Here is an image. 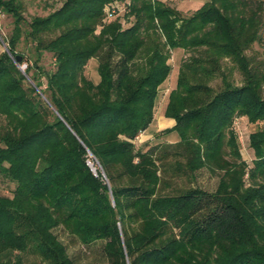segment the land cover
Returning <instances> with one entry per match:
<instances>
[{
	"label": "trees",
	"instance_id": "1",
	"mask_svg": "<svg viewBox=\"0 0 264 264\" xmlns=\"http://www.w3.org/2000/svg\"><path fill=\"white\" fill-rule=\"evenodd\" d=\"M22 14L0 0L12 24L0 36V177L14 185L0 197V264H74L56 228L99 242L106 264H264V0H207L187 17L159 0ZM176 50L189 55L162 112L174 124L156 136L177 141L135 148ZM239 118L263 124L247 137L250 166ZM200 170L218 174L213 191L177 186Z\"/></svg>",
	"mask_w": 264,
	"mask_h": 264
},
{
	"label": "rangeland",
	"instance_id": "2",
	"mask_svg": "<svg viewBox=\"0 0 264 264\" xmlns=\"http://www.w3.org/2000/svg\"><path fill=\"white\" fill-rule=\"evenodd\" d=\"M23 6V18L28 21L29 18L33 16H44L49 13L51 10L57 9L63 0H19ZM165 3L168 7L176 9L177 12L182 17L190 16L195 12L204 2L207 0H159ZM126 26V24L124 25ZM12 28L10 17L0 16V36L7 37L10 34ZM253 50L260 52V50L254 46ZM189 53L176 50L170 53V58L168 60V65L170 66V74L166 81L158 88V96L155 101L154 108V117L152 120L151 127L156 126V119L159 117L160 112L163 109V106L166 101V96L168 92L173 88L176 71L182 60H184ZM39 65L42 70L46 73H49L53 70V63L48 54H43ZM23 66H21L22 68ZM96 63L95 60H90L83 72V75L93 83L97 82V76L95 72ZM234 83L239 84V76L235 74L233 76ZM264 97V94H263ZM1 124V123H0ZM160 125V120L158 121ZM233 131L236 135L239 154L241 160L247 165L250 166V163L253 159L252 152L247 145V137L250 133L254 132L257 129L263 128V124L250 125L247 124L245 119L239 118L236 119L233 123ZM157 129V127H156ZM166 128L161 127L160 130ZM159 132L152 134L151 138L142 139L139 143L134 144L135 148H139L144 144L149 146H155L157 144H173L177 141V138L174 134L170 135H158ZM146 140V141H145ZM96 165V164H95ZM88 166H92L91 162H88ZM92 168V167H91ZM218 174H211L205 170H200L194 175L193 180H178V187H196L204 191H213L217 184ZM13 184L8 182L6 179L0 177V197L11 196L13 190ZM53 233L61 244L65 247L68 257L73 261L74 264H106L105 260L101 253V245L99 242L93 243L88 246H82L78 244L74 239L69 237L64 233L60 228H56Z\"/></svg>",
	"mask_w": 264,
	"mask_h": 264
},
{
	"label": "crops",
	"instance_id": "3",
	"mask_svg": "<svg viewBox=\"0 0 264 264\" xmlns=\"http://www.w3.org/2000/svg\"><path fill=\"white\" fill-rule=\"evenodd\" d=\"M176 9H177V8H176ZM176 9H175V10H176ZM176 11H177V10H176ZM163 108H164V106H163ZM162 112H163V109H162V111L160 112L159 117L156 119V126L151 127V124H152V123H150V125L147 127V129H146L144 132H142V134H140V135L137 137L136 142L139 143L140 141H143L142 139H148V138H151V137H152V134L162 131V130H160L161 127L166 128V129H169V128H171V127L173 126L174 122H173L172 120L165 119V118L162 116ZM159 120H160V125L158 124V121H159ZM156 127H157V129H156ZM169 135L171 136L172 134H169ZM145 141H146V140H145Z\"/></svg>",
	"mask_w": 264,
	"mask_h": 264
},
{
	"label": "water",
	"instance_id": "4",
	"mask_svg": "<svg viewBox=\"0 0 264 264\" xmlns=\"http://www.w3.org/2000/svg\"><path fill=\"white\" fill-rule=\"evenodd\" d=\"M19 62V57H15L14 59V63L17 64ZM24 67H19V71L22 73V70H23ZM90 168V170L94 173V169H92L90 166H88ZM101 173V172H100ZM102 175V173H101Z\"/></svg>",
	"mask_w": 264,
	"mask_h": 264
},
{
	"label": "bare ground",
	"instance_id": "5",
	"mask_svg": "<svg viewBox=\"0 0 264 264\" xmlns=\"http://www.w3.org/2000/svg\"><path fill=\"white\" fill-rule=\"evenodd\" d=\"M92 167V166H91Z\"/></svg>",
	"mask_w": 264,
	"mask_h": 264
},
{
	"label": "built area",
	"instance_id": "6",
	"mask_svg": "<svg viewBox=\"0 0 264 264\" xmlns=\"http://www.w3.org/2000/svg\"><path fill=\"white\" fill-rule=\"evenodd\" d=\"M137 139V138H136Z\"/></svg>",
	"mask_w": 264,
	"mask_h": 264
}]
</instances>
